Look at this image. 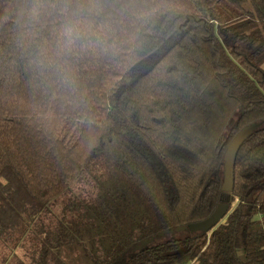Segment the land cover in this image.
<instances>
[{
  "label": "trees",
  "instance_id": "obj_1",
  "mask_svg": "<svg viewBox=\"0 0 264 264\" xmlns=\"http://www.w3.org/2000/svg\"><path fill=\"white\" fill-rule=\"evenodd\" d=\"M0 264H264V0H0Z\"/></svg>",
  "mask_w": 264,
  "mask_h": 264
},
{
  "label": "water",
  "instance_id": "obj_2",
  "mask_svg": "<svg viewBox=\"0 0 264 264\" xmlns=\"http://www.w3.org/2000/svg\"><path fill=\"white\" fill-rule=\"evenodd\" d=\"M261 126V123H252L244 128H242L230 141L224 156H223V162H222V176L223 181L221 185V191L225 193H231L233 189V164L236 157V154L238 153L241 146L248 140L253 133L258 130V128ZM228 210V206L225 205H219L216 207V209L213 211V213L204 221L189 224L186 227L183 228H177L176 231L180 232L181 230L189 231L191 233H209L212 230H214L217 226H219L224 218L226 217ZM167 232H165L166 234ZM158 236H161V234H158ZM153 237L144 240L138 248H142L147 246L150 242L153 241Z\"/></svg>",
  "mask_w": 264,
  "mask_h": 264
}]
</instances>
